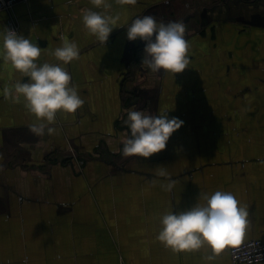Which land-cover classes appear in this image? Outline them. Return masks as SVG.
Masks as SVG:
<instances>
[{
    "label": "crops",
    "instance_id": "crops-1",
    "mask_svg": "<svg viewBox=\"0 0 264 264\" xmlns=\"http://www.w3.org/2000/svg\"><path fill=\"white\" fill-rule=\"evenodd\" d=\"M107 4L14 6L18 34L41 48L37 63L65 67L84 104L57 112L54 134H34L23 97L3 93L28 78L0 59V264H245L231 260L229 247L174 252L156 237L165 213L228 191L249 211L242 242L264 240V0ZM85 10L119 16L105 44L84 27ZM144 15L183 21L191 61L183 73L141 64L145 42L129 41L127 26ZM7 17L0 13V34ZM64 39L80 50L67 65L52 55ZM2 43L0 35V51ZM129 109L168 112L184 124L164 151L124 157Z\"/></svg>",
    "mask_w": 264,
    "mask_h": 264
},
{
    "label": "clouds",
    "instance_id": "clouds-1",
    "mask_svg": "<svg viewBox=\"0 0 264 264\" xmlns=\"http://www.w3.org/2000/svg\"><path fill=\"white\" fill-rule=\"evenodd\" d=\"M97 7H110L107 0H91ZM121 4H135L136 0H117ZM119 16L85 10L82 22L89 34L105 44L114 28H117ZM2 35L0 59L10 64L13 69L27 77L20 80L3 93L19 102L23 97L25 107L36 118V123L29 126L30 131L42 136L54 134L56 129L49 127L55 123L59 111L75 113L84 100L75 87L70 86L71 76L60 63L38 64L41 48L29 38L15 30L6 29ZM145 42L141 64L154 73L161 70L168 74L183 73L190 64V43L186 39V26L183 21L158 22L152 15L136 17L127 26V39ZM52 55L64 65L79 59L80 50L74 41L63 40ZM124 123L130 129V136L123 142L124 157L139 156L149 158L166 149L174 132L182 127L184 121L168 118V112L153 115L145 110H127ZM157 174L166 176L164 167H158ZM175 181L162 187L170 191ZM205 203H197L189 210L179 213H165L160 220L161 230L156 239L174 252L199 250L202 246L210 247L215 255L221 254L227 247H236L242 243L249 225V211L228 191H216L203 195ZM213 257H208L211 260Z\"/></svg>",
    "mask_w": 264,
    "mask_h": 264
},
{
    "label": "built area",
    "instance_id": "built-area-1",
    "mask_svg": "<svg viewBox=\"0 0 264 264\" xmlns=\"http://www.w3.org/2000/svg\"><path fill=\"white\" fill-rule=\"evenodd\" d=\"M27 0H0V13L7 12L6 29L19 33V25L14 14V6ZM83 161H80L82 163ZM229 254L233 262L255 264L264 262V240L250 239L239 246L229 247Z\"/></svg>",
    "mask_w": 264,
    "mask_h": 264
}]
</instances>
